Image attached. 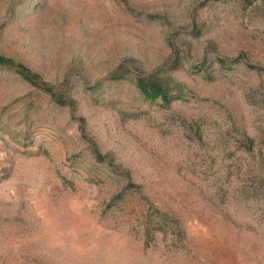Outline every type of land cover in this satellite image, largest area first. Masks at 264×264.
I'll list each match as a JSON object with an SVG mask.
<instances>
[{
	"label": "rangeland",
	"instance_id": "rangeland-1",
	"mask_svg": "<svg viewBox=\"0 0 264 264\" xmlns=\"http://www.w3.org/2000/svg\"><path fill=\"white\" fill-rule=\"evenodd\" d=\"M0 55V264H264V0H0Z\"/></svg>",
	"mask_w": 264,
	"mask_h": 264
},
{
	"label": "trees",
	"instance_id": "trees-1",
	"mask_svg": "<svg viewBox=\"0 0 264 264\" xmlns=\"http://www.w3.org/2000/svg\"><path fill=\"white\" fill-rule=\"evenodd\" d=\"M0 65L14 68V70H16L19 74H21L31 83L40 87L41 81L39 79V76L36 73H33L30 69L26 68L24 65L14 63V61L8 58H5L2 55H0ZM138 84H139V81H138ZM139 89L140 91L144 92L143 93L144 97L150 100H153L156 96V94L154 93L155 92L154 89L159 90V92H161L160 87L151 85V83L146 82V81H143L141 82V84H139ZM45 90L50 91V89H45ZM165 97H166V94H165Z\"/></svg>",
	"mask_w": 264,
	"mask_h": 264
}]
</instances>
